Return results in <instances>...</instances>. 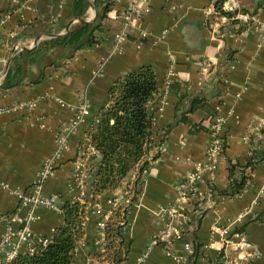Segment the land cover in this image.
Masks as SVG:
<instances>
[{"label":"crops","instance_id":"1","mask_svg":"<svg viewBox=\"0 0 264 264\" xmlns=\"http://www.w3.org/2000/svg\"><path fill=\"white\" fill-rule=\"evenodd\" d=\"M15 1L0 0V239L4 218L19 209V193L29 191L44 163L55 158L59 124L75 117L84 97L90 114L70 137L54 178L43 188L59 207L82 199L92 180L82 158L94 154L87 133L108 106L114 84L149 65L157 72L160 94L150 107L154 127L149 166L124 229V264H218L224 257H236L244 241L253 254L249 264H264V159L240 195H222L231 184V166L247 164L252 141L264 150V37L255 33V25L245 33L253 18L264 22V0H222L227 11L236 13L233 18L242 19L220 17L214 26L207 11L215 0H147L129 19L124 16L129 0ZM98 23L95 45L77 51L50 48L42 54V82L2 88L13 58L65 37L74 27ZM225 63L233 65L227 86L219 79ZM29 101L35 102L31 112L14 110ZM194 101L200 106L189 113ZM215 115L223 118L225 144L217 170L205 171L198 184L205 199L181 200L186 236L170 249L155 245L154 237L168 222L166 209L178 199L179 185L207 161ZM240 177L236 172L235 178ZM135 178L133 172L115 193L89 204L74 264H99L96 257L105 250L101 218L106 215L108 220L124 202ZM25 214L22 209L20 215ZM34 214L33 233L50 243L63 224L62 211L37 207Z\"/></svg>","mask_w":264,"mask_h":264},{"label":"trees","instance_id":"2","mask_svg":"<svg viewBox=\"0 0 264 264\" xmlns=\"http://www.w3.org/2000/svg\"><path fill=\"white\" fill-rule=\"evenodd\" d=\"M215 11L220 17L229 19L236 15L224 8L222 0H215ZM100 29V23L95 26L83 24L74 27L65 37L54 38L32 52H22L13 58L2 88L42 82L46 67L42 54L45 51L50 48L77 51L91 47L97 42L94 32ZM159 94L157 72L149 65L114 84L109 92L108 106L101 111L87 133L89 147L94 154L83 157L82 163L92 177L90 186L87 184L82 199L63 202L60 207L63 224L56 229L51 242L41 253L20 256L13 264H74L73 253L84 238L89 204L99 196L115 193L126 178L135 172L136 178L129 184L124 202L113 208L105 223V250L96 257L99 264H124L126 258L121 256L126 243L124 229L128 224L130 209L138 200L141 179L149 166L147 158L154 127L150 107ZM198 106L200 102L194 101L188 112L195 111ZM181 120H185V117ZM257 145L252 141L253 149L247 164L231 166V184L222 195L238 196L252 180L251 171L264 159V150ZM236 172L240 173V179L235 178Z\"/></svg>","mask_w":264,"mask_h":264},{"label":"built area","instance_id":"3","mask_svg":"<svg viewBox=\"0 0 264 264\" xmlns=\"http://www.w3.org/2000/svg\"><path fill=\"white\" fill-rule=\"evenodd\" d=\"M147 0H129L130 9L124 14L125 19H129L136 6ZM14 2H16L14 0ZM209 16V23L216 25L220 16L215 11V4L207 11ZM238 20L242 18H231L228 20ZM243 20H248L244 16ZM253 25L256 26L255 33L264 37V22H253L246 25L245 33L251 32ZM208 66V65H207ZM232 63H225L220 67L219 79L227 86L229 83L228 73L232 69ZM209 67V66H208ZM75 117L70 122L62 121L59 124L56 134L57 149L55 158L44 163L36 181L31 185L29 191H21L19 193L20 206L16 213L10 214L4 218L5 231L0 239V264H13L16 259L23 255H37L48 245V240L36 235L32 231V224L37 220L34 214V209L43 207L54 212H61L59 206L56 205V198L45 196L43 193L44 185L54 178L58 165H60L63 156L69 149V139L72 135L77 133L82 122L86 120L90 114L89 103L81 97L78 101ZM35 102H23L14 106V110L25 109L28 112L34 110ZM223 118L220 115H215L210 125V133L212 139L208 147L207 161L204 165H199L196 170L190 174L178 188V199L176 202L166 209L168 222L165 229L156 235L153 239V244H163L170 249L175 241L182 240L187 234L186 216L183 208L180 207L181 200L187 201H202L205 198L199 191L198 184L202 181V175L205 171L215 172L218 168V159L224 149L225 139L223 137ZM253 149V148H252ZM116 204V203H115ZM200 207V205H199ZM22 209H26L24 216L20 215ZM105 226V221L100 225ZM250 243L244 241L239 245L236 257H224L218 264H249L253 259V254L250 252ZM186 249H190L189 244H185Z\"/></svg>","mask_w":264,"mask_h":264},{"label":"rangeland","instance_id":"4","mask_svg":"<svg viewBox=\"0 0 264 264\" xmlns=\"http://www.w3.org/2000/svg\"><path fill=\"white\" fill-rule=\"evenodd\" d=\"M109 219V218H108ZM106 220V215H103L102 218H101V221L104 222ZM107 221V220H106ZM105 228V226H104Z\"/></svg>","mask_w":264,"mask_h":264}]
</instances>
